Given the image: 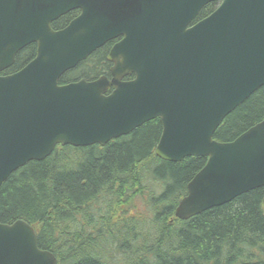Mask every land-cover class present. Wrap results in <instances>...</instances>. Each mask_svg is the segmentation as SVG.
<instances>
[{"label":"water","instance_id":"1","mask_svg":"<svg viewBox=\"0 0 264 264\" xmlns=\"http://www.w3.org/2000/svg\"><path fill=\"white\" fill-rule=\"evenodd\" d=\"M211 2L221 5L190 26ZM73 10L79 16L54 31ZM119 37L108 56L111 79L59 85ZM33 43L35 59L2 75ZM262 86L264 0H0V187L58 145L104 146L160 119L159 158L208 159L175 210L190 219L264 187V121L232 142L214 140L226 116ZM0 264L57 259L17 220L0 223Z\"/></svg>","mask_w":264,"mask_h":264},{"label":"trees","instance_id":"2","mask_svg":"<svg viewBox=\"0 0 264 264\" xmlns=\"http://www.w3.org/2000/svg\"><path fill=\"white\" fill-rule=\"evenodd\" d=\"M210 3L199 15L211 14ZM78 12L52 24L65 28ZM109 46L62 76L60 84L110 75ZM37 45L21 50L14 73ZM264 120V86L223 120L214 134L232 142ZM162 125L153 120L105 146H57L42 161L13 172L0 187V223L25 220L58 264H264V188L189 220L175 217L205 158L159 159Z\"/></svg>","mask_w":264,"mask_h":264},{"label":"flooded vegetation","instance_id":"3","mask_svg":"<svg viewBox=\"0 0 264 264\" xmlns=\"http://www.w3.org/2000/svg\"><path fill=\"white\" fill-rule=\"evenodd\" d=\"M116 41H117V40H115L114 42H112V44H110V45H113ZM111 47H112V46H111Z\"/></svg>","mask_w":264,"mask_h":264}]
</instances>
